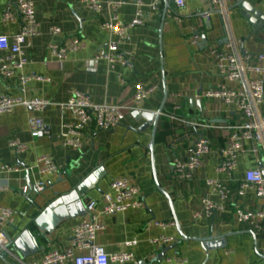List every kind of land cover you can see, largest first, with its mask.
I'll list each match as a JSON object with an SVG mask.
<instances>
[{
  "label": "crops",
  "instance_id": "crops-1",
  "mask_svg": "<svg viewBox=\"0 0 264 264\" xmlns=\"http://www.w3.org/2000/svg\"><path fill=\"white\" fill-rule=\"evenodd\" d=\"M18 1L0 0V36L12 37L20 32L18 20L10 24L3 22L6 12L16 14ZM97 1L102 6L99 13L90 10L81 0H33L40 32L37 37L27 39L22 48L26 64L19 69L7 62L5 67L12 75L3 76L1 57L4 54L0 52V96L51 102L45 112L17 106L0 117V162L25 168L33 166L43 156H50L60 168L58 174L42 177L45 183L42 192L34 189L39 181L36 173L2 176V182L8 183L11 190L0 192V207L14 211L4 231L19 244L20 256L7 261L0 258V264H43L49 253L67 251L73 229L89 219L87 213L62 222L40 238L34 221L55 200V193L63 194L71 185L80 184L93 174L97 176V183L84 203L91 200L98 203L96 212L103 230L96 244L104 248L108 256L131 253L139 264H167L166 259L175 256L184 258L186 264H264V237L239 224L235 216L237 207L264 213V198L258 199L254 191H248L244 197L234 196L222 213L194 220L196 212L202 213L204 198L221 204L220 198L206 187V180H220L236 192L247 170L259 168L264 174V147L254 154L251 143L246 144L232 176L218 174L217 153L225 146L227 138L224 129L242 124L244 119L233 107L205 97L223 82L218 65L207 56L210 47L226 49L230 43L242 52L264 53V24L259 21L252 25L239 6L244 1L264 18V0H225L229 11L227 24L216 8L195 0H187L183 9H177L169 0H161L155 8L154 0H143L141 4L134 0ZM113 4L116 9H112ZM138 10L143 13V25L130 29L128 40L119 48L121 54L130 55L128 66L118 63L112 68L106 60H97L96 56L106 52L114 39L104 24L115 19L130 24ZM54 28H58L60 34H54ZM195 36L200 37L197 45L192 43ZM203 38L207 45L201 47ZM74 40H79L82 47L65 60L52 55L51 46H69ZM26 78L30 81L23 84ZM164 83L168 100L157 127L156 173L159 186L172 199L173 210L159 192L153 172L149 151L153 128L137 116L141 111L159 112ZM137 84L157 88L141 105L134 102ZM226 85L238 88L236 84ZM78 92L97 105L122 107L126 120L113 131L88 129L83 147L74 151L64 147L62 136L65 127L75 121L65 105ZM174 112L181 121L170 119L169 114ZM261 112L264 114V103ZM34 117L43 120V132L30 130V120ZM190 123L212 128L195 129ZM201 137L211 140L212 154L205 158L194 180L173 181L174 159H185L188 147ZM12 143L25 145L26 152L17 154ZM114 180H128L138 186L144 206L115 215L102 214L105 196L114 197L110 188ZM25 185L31 187L27 196L21 193ZM175 218L184 236L195 240L180 237ZM156 222L173 226L162 229L155 226ZM251 232L257 235V240ZM162 237L173 238L175 242L154 243ZM198 240L209 242L205 245Z\"/></svg>",
  "mask_w": 264,
  "mask_h": 264
},
{
  "label": "built area",
  "instance_id": "built-area-1",
  "mask_svg": "<svg viewBox=\"0 0 264 264\" xmlns=\"http://www.w3.org/2000/svg\"><path fill=\"white\" fill-rule=\"evenodd\" d=\"M90 10L95 13L102 11V6L97 0H81ZM141 4L143 0H134ZM154 8L161 0H154ZM177 9H183L187 0H169ZM204 4H209L219 11L223 17V21L227 24L229 11L225 0H195ZM112 9H116V5H111ZM19 21L21 24L20 32L12 37L0 36V52L4 54L1 57L3 76L12 75L11 70H7L5 64L12 62L15 68H23L26 60L22 57L23 46L27 39L35 38L39 35L40 24L36 16V6L33 0H19L17 3L16 14L11 11L3 15L5 24L15 23ZM143 25V13L138 10L135 19L130 24H124L115 19L104 24V28L108 30L114 39L108 44L106 52H100L97 60H106L113 68L116 64L128 66L130 55L121 54L119 52L120 45L128 40V32L130 29ZM54 34H60L58 28H54ZM200 42V37L195 36L192 40L193 45ZM82 47L79 40H74L69 46L53 45L50 48L52 55L58 60H65L70 53L78 51ZM7 54V55H5ZM207 56L213 60L219 68L222 79L221 85L205 97L216 98L223 104L233 107L236 112L244 119L242 124L231 125L224 130L227 132L226 144L217 153L220 162L217 167L218 174L232 176L238 167V159L246 150V144H253L251 152L257 154L260 147H264V114L261 112V106L264 103V53L253 55L247 52L237 50L236 45H227L226 49L210 47L207 50ZM30 80L23 79V84ZM236 84L238 88H229L226 84ZM156 87H146L142 84L135 86L134 102L141 105L146 102L156 91ZM51 102L48 100H23L12 98L7 95L0 96V117L9 113L17 106H24L34 112H45ZM65 109L70 112L74 118V123L67 125L63 133L64 147L78 151L83 147L86 131L90 128H96L101 131H113L121 126L126 120V114L120 106L97 105L92 102L90 97L83 93H75L65 105ZM176 107V110H179ZM172 121H181L176 112L169 114ZM186 123V122H183ZM195 129H211L212 126L200 123H190ZM30 130L33 133L44 131L43 120L34 117L30 120ZM11 147L17 154L26 152L25 145L12 143ZM213 146L210 139L201 137L195 143L191 144L186 152V158H175L172 164L171 179L175 182H190L194 180L197 172L203 167L204 160L212 154ZM60 168L56 164L54 158L43 156L39 158L31 167H20L13 164L0 162V192H7L10 189L8 183L2 182L4 174H17L26 172L29 176L36 173L39 181L34 185L37 192L45 189V183L42 177L53 176L58 174ZM206 187L212 194L217 195L221 204L212 202L209 197L202 200V213L196 212L194 220L202 219V217L210 218L217 213L225 211V205L232 201L234 196L244 197L248 191H254L258 199L264 198V174L259 168L249 169L246 171L243 183L236 190H232L224 185L220 180H206ZM110 188L114 193V197L105 196V206L102 214L115 215L128 210H137L144 206L139 196L141 189L138 186L131 185L128 180H114L110 184ZM31 191V187L25 185L21 193L27 196ZM98 203L96 201H88L85 205L86 213L89 219H84L72 231L71 246L65 252L53 251L49 253L43 264H64L71 261L73 264H139L135 256L131 253H122L114 256H108L104 248L96 244L98 234L103 230L98 222L97 214ZM14 211L10 208L0 207V251L8 252V246L11 239L7 236L4 228L8 225ZM236 221L239 224L248 226L255 231L257 235L264 237V213L251 212L237 207L235 211ZM155 226L166 229L172 224L156 222ZM173 238L162 237L154 243L172 244ZM131 245V244H129ZM167 264H186V260L182 257L167 258Z\"/></svg>",
  "mask_w": 264,
  "mask_h": 264
},
{
  "label": "water",
  "instance_id": "water-1",
  "mask_svg": "<svg viewBox=\"0 0 264 264\" xmlns=\"http://www.w3.org/2000/svg\"><path fill=\"white\" fill-rule=\"evenodd\" d=\"M239 6L242 7V9L246 12V17L249 18L252 25H257L259 21H261L264 24V18L263 16L256 12L251 6H249L244 1L239 4ZM260 22V23H261ZM207 45L206 38H203V42L201 43V47H204ZM168 100V90L166 87V84L164 83V97L163 102L161 105V108L158 113H150V112H137V116L140 118H143L148 126H152V139L149 146V151L151 154V162L153 166V172L156 180V184L158 187L159 192H161L168 200L172 210H173V202L170 196L161 189L157 182V173H156V156H155V143H156V137H157V127L159 120L161 118V115L165 109L166 102ZM97 183V176L91 175L86 180L81 182L77 185H71V188L69 191L60 194L55 193L54 197L55 200H53L51 203L48 204V206L42 210V212L36 217L34 224L40 231L38 234V238L41 237L42 234L49 233L56 229L59 224L65 221H70L72 219L78 218L80 216L86 215V207L84 200L86 199L88 193L90 190L94 189L95 184ZM176 226L178 233L180 237L184 240H195L186 238L181 230L180 224L177 222V219L175 218ZM48 225L47 227H45ZM251 235L254 237L255 240H257V235L254 232H251ZM25 236H28V234H25ZM36 241V240H35ZM205 245H208L209 240H198ZM207 247V246H206ZM19 244L17 242H13L11 240L10 245L8 246V252H1L0 251V258L7 261L9 258H18L20 254L18 253Z\"/></svg>",
  "mask_w": 264,
  "mask_h": 264
}]
</instances>
